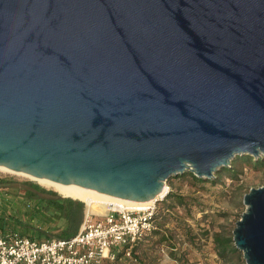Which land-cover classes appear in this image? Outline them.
I'll use <instances>...</instances> for the list:
<instances>
[{
  "label": "water",
  "instance_id": "1",
  "mask_svg": "<svg viewBox=\"0 0 264 264\" xmlns=\"http://www.w3.org/2000/svg\"><path fill=\"white\" fill-rule=\"evenodd\" d=\"M238 154L264 155V0H0V165L150 200ZM243 200L264 264V185Z\"/></svg>",
  "mask_w": 264,
  "mask_h": 264
},
{
  "label": "rangeland",
  "instance_id": "2",
  "mask_svg": "<svg viewBox=\"0 0 264 264\" xmlns=\"http://www.w3.org/2000/svg\"><path fill=\"white\" fill-rule=\"evenodd\" d=\"M243 155L245 154L236 155L230 162V165L234 162L236 165L233 167L237 170V177L235 178L230 177L225 172L221 177H217V179L219 178L217 183L200 181L190 174L191 170L189 169L185 173L167 180L166 188L168 191L173 190L188 197L187 204L179 205L177 203L174 210L182 214L186 222L193 227L196 233L195 239L190 240L183 228L177 226L176 221L171 219L164 227L175 229L176 233L173 240H161L159 235H153V237L152 234L144 235L136 245V252L140 258L138 264H223L214 249V232L223 227L233 231L236 221L246 209L243 200L244 194L253 186L264 185V165L256 167L243 159ZM218 171L214 175H217ZM29 183L39 184L46 189L57 191L26 174L0 169L1 194L14 197L16 200L22 197L27 198L26 187ZM41 194L44 195L45 193ZM72 198L82 200L77 197ZM162 200L159 201V205L164 204ZM31 201L35 207L22 214L26 219L24 222L27 225V231H33L32 229L37 228L35 226L38 224L40 226L38 228L43 230L45 234L54 235L59 232L63 220L54 214H48L41 198H35ZM84 203L86 208L87 204L85 201ZM19 206L22 208V203L18 201L16 205L8 208L15 210ZM103 208L107 207L101 205L100 209ZM157 225L158 222H156ZM128 264L134 263L129 262Z\"/></svg>",
  "mask_w": 264,
  "mask_h": 264
},
{
  "label": "built area",
  "instance_id": "3",
  "mask_svg": "<svg viewBox=\"0 0 264 264\" xmlns=\"http://www.w3.org/2000/svg\"><path fill=\"white\" fill-rule=\"evenodd\" d=\"M165 194L139 207L112 203L104 212L86 205L79 230L67 237H34L7 222L0 227V264H138L135 247L156 226L158 203ZM18 201L23 209L33 204L26 197L16 200L0 193V215L8 218V207Z\"/></svg>",
  "mask_w": 264,
  "mask_h": 264
},
{
  "label": "trees",
  "instance_id": "4",
  "mask_svg": "<svg viewBox=\"0 0 264 264\" xmlns=\"http://www.w3.org/2000/svg\"><path fill=\"white\" fill-rule=\"evenodd\" d=\"M242 157L243 159H246L247 162L254 164L256 167L264 165V155L253 157V155L245 154ZM234 166H236L235 162L232 165L223 166L217 172V175H214L211 178L198 176L193 171H190V174L197 180L212 181L214 183H217L219 180V178L217 179V177H221L225 172H227L228 175H230V177L232 178L237 177V170L233 168ZM58 192L53 189H46L39 184L29 183L26 187L27 198L31 200H34L35 198H41L46 212L48 214H54L63 220V224L61 226L62 228L56 234H45L43 230L38 228L40 227L38 224L37 226L34 225L37 228L32 229L34 231V234L33 231H27V225L24 222L26 221V219H24L22 214H25L24 212L29 209L31 210L32 207L34 208L35 204H32V206L28 209H23V207L21 208V206L16 207L15 210H11L8 218L0 216V227L4 226L7 222H10V224H12L13 226L21 228V230L25 233H29L30 235L39 238L51 236L67 237L76 233L79 230L83 220L85 203L84 201L76 198L62 196ZM41 193L45 194L42 195ZM187 199L188 197L186 195L177 193L173 190H169L166 194V197L162 200V203L164 204L159 205L158 203V210L155 214V219L156 222H158V225L155 226L152 230L148 231L145 235L152 234V237L153 235H159V239L161 240L172 241L173 237H175L176 231L174 228H165L164 225H166L168 221L173 219L176 221L177 226L183 228L188 238H190V240H194L196 233L193 230V227L188 222H186L182 214H179L174 210L177 203L179 205L187 204ZM213 241L214 249L223 264H248L244 258L243 252L235 245L232 230L223 227L220 230L215 231L213 234ZM134 257H136V259L139 261L140 258L136 252V247L134 250Z\"/></svg>",
  "mask_w": 264,
  "mask_h": 264
},
{
  "label": "bare ground",
  "instance_id": "5",
  "mask_svg": "<svg viewBox=\"0 0 264 264\" xmlns=\"http://www.w3.org/2000/svg\"><path fill=\"white\" fill-rule=\"evenodd\" d=\"M0 169L6 170V171H11V172H17V173H22L26 174L36 180H38L40 183L52 187L59 191L62 194H65L67 196L71 197H77L81 198L84 200L89 207V209L94 210L96 212H104L110 207L112 203L115 205H121V206H144L148 203H150L153 199L150 200H135V199H129L113 194H109L103 191H99L84 185H79V184H74V183H65V182H60L56 181L53 179L29 174L26 172H21V171H15L11 168L5 167L0 165ZM167 191V188L162 190L161 195L165 194ZM99 204V205H98ZM96 205V206H94ZM103 205L107 208L100 209V206Z\"/></svg>",
  "mask_w": 264,
  "mask_h": 264
},
{
  "label": "crops",
  "instance_id": "6",
  "mask_svg": "<svg viewBox=\"0 0 264 264\" xmlns=\"http://www.w3.org/2000/svg\"><path fill=\"white\" fill-rule=\"evenodd\" d=\"M0 216H2V215H0Z\"/></svg>",
  "mask_w": 264,
  "mask_h": 264
}]
</instances>
